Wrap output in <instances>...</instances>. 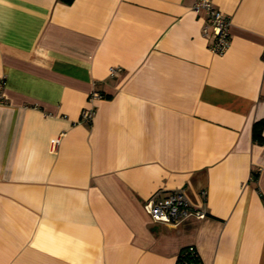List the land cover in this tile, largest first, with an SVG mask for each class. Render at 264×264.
Listing matches in <instances>:
<instances>
[{"label": "crops", "instance_id": "1", "mask_svg": "<svg viewBox=\"0 0 264 264\" xmlns=\"http://www.w3.org/2000/svg\"><path fill=\"white\" fill-rule=\"evenodd\" d=\"M194 1L0 0V264H264V0Z\"/></svg>", "mask_w": 264, "mask_h": 264}, {"label": "built area", "instance_id": "2", "mask_svg": "<svg viewBox=\"0 0 264 264\" xmlns=\"http://www.w3.org/2000/svg\"><path fill=\"white\" fill-rule=\"evenodd\" d=\"M192 9L198 14H202L206 22L203 25L202 31L204 34H210L212 41L208 45L211 52L222 54L229 44V25L230 19L224 12L213 4L212 0H195L192 4ZM264 58V54H262ZM118 67H109L110 74L118 71ZM102 94L93 90L88 101L92 102L95 99L101 98ZM94 106H87L81 111V121L89 122L94 114ZM59 138L52 140L53 146L58 142ZM144 209L150 215L152 220L178 224L187 216L193 214L198 218L204 216V213L192 206L186 199L181 189L170 191L167 195L157 200L149 198L144 203ZM192 264H196L193 262Z\"/></svg>", "mask_w": 264, "mask_h": 264}, {"label": "trees", "instance_id": "3", "mask_svg": "<svg viewBox=\"0 0 264 264\" xmlns=\"http://www.w3.org/2000/svg\"><path fill=\"white\" fill-rule=\"evenodd\" d=\"M262 125H264V121L259 120L254 122L252 129V139L256 142H260L264 139L262 136ZM195 262L196 264H202L200 255L196 248L191 246L183 247L176 254L175 263L174 264H192Z\"/></svg>", "mask_w": 264, "mask_h": 264}]
</instances>
